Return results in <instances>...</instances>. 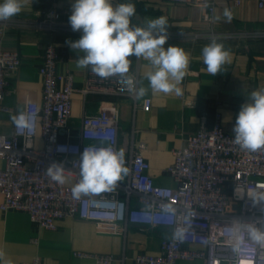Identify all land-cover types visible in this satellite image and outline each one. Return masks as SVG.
<instances>
[{"label": "built area", "instance_id": "built-area-1", "mask_svg": "<svg viewBox=\"0 0 264 264\" xmlns=\"http://www.w3.org/2000/svg\"><path fill=\"white\" fill-rule=\"evenodd\" d=\"M165 1L198 4L207 10V19L214 11L213 0ZM47 17L55 18L56 12ZM21 63L18 53L0 50V115L17 113L4 100L8 78ZM38 72L41 105L26 103L23 109L31 117L30 126L18 128L12 122L11 133L0 134L1 211L24 212L45 230L54 229V223L65 218L93 222L98 231L109 234L124 233L127 225L169 229L171 235L160 242L159 255L139 254L136 264L195 260L203 264H264V246L246 238L240 254L233 247L236 222L264 230V200L255 199L258 193L264 194V148L241 150L233 143L234 133L223 132L218 123L208 129L201 117L199 129L186 137L183 148L173 151V163L165 170L176 187L156 186L141 154L143 144L119 143L114 107L101 108L94 115L83 113L76 134H70L67 123L75 92L73 76L58 73L53 45L46 46ZM127 75L137 85L130 69ZM79 92L83 98L90 94L136 96L128 92L125 78H101L90 68ZM142 108L148 110L150 101L143 100ZM37 134L43 143L40 149L34 147ZM92 146L123 150L128 173L110 192L75 198L72 188L80 179V156L84 148ZM54 162L63 164L64 176L74 181L72 186L52 181L46 174ZM131 200L137 205L131 207ZM178 229L182 237L175 238ZM75 255L92 259L94 264H111L114 259L110 255ZM22 264L42 262L36 258Z\"/></svg>", "mask_w": 264, "mask_h": 264}, {"label": "crops", "instance_id": "crops-1", "mask_svg": "<svg viewBox=\"0 0 264 264\" xmlns=\"http://www.w3.org/2000/svg\"><path fill=\"white\" fill-rule=\"evenodd\" d=\"M3 2V0H0ZM72 0H24L23 10L8 21L0 22V50L16 52L21 58L18 71L8 78L4 104L17 112L27 103L37 107L42 101V83L38 69L46 46L57 52L58 73L73 76L71 118L68 127L76 134L83 113L97 114L101 108L114 107L119 119V143L143 144L141 154L148 164V175L160 187L175 188L176 183L165 173L173 163V151L184 147L187 136L194 134L205 118L206 128L219 124L225 133H233L236 117L247 96L264 88V0H213L214 11L207 19L202 6L172 3L165 0H113L114 4L132 3L136 14L132 27H144L149 19L165 17L168 21L165 48L178 46L189 55V67L178 85L181 94L153 92L145 78L151 71L144 58L130 57L131 74L143 96L95 95L85 98L80 90L85 85L87 69L76 67L83 56L71 50L66 40L75 41L81 32L69 24ZM229 9L233 18L227 21L223 12ZM49 12H56L51 19ZM219 17V19H216ZM213 39L230 52V62L223 72L211 75L203 63L202 49ZM150 108H142L143 100ZM190 105H188V103ZM10 115H0V134L11 133ZM37 134L34 147L42 148ZM1 166V162H0ZM74 181L66 177L64 183ZM2 196H0V204ZM131 207L136 206L131 200ZM52 230L31 222L24 212L0 210V264L29 263L39 258L42 264H94V260L78 258L76 253L110 255L111 264H136L139 254L159 255L160 242L169 238L167 228L127 225L126 232L116 234L98 231L93 222L77 218L58 220ZM175 264H203L202 261H179Z\"/></svg>", "mask_w": 264, "mask_h": 264}, {"label": "clouds", "instance_id": "clouds-1", "mask_svg": "<svg viewBox=\"0 0 264 264\" xmlns=\"http://www.w3.org/2000/svg\"><path fill=\"white\" fill-rule=\"evenodd\" d=\"M23 6L24 0L0 2V22L19 14ZM135 14L136 8L132 3L72 0L69 24L72 31L81 32V36L75 41L66 40V44L71 50L83 53L77 60L76 67L90 68L91 72L101 78H125L128 92L139 98L145 94L146 89L138 88L134 79L127 74L132 63L129 58L142 57L151 65L152 70L146 73L145 78L152 91L164 94L175 92L180 95L178 85L189 67L188 53L178 46L164 47L168 39V21L165 17L149 19L144 27H132L131 18ZM223 16L227 21L233 18L232 12L227 8ZM202 59L207 72L214 76L224 71L223 65L230 62V52L224 49L222 43L213 39L203 47ZM11 120L18 128H27L31 117L26 111L18 109ZM233 133V143L241 150L256 152L264 148V88L254 90L247 96V102L241 105L236 117ZM64 170L62 163L54 162L47 168L46 174L52 181L64 184ZM127 173L123 150L102 146L84 148L80 156V179L73 186L72 195L80 198L81 195L110 192ZM255 199L264 200V194L258 193ZM234 231L236 235L233 247L237 254L244 251L242 246L246 238L264 246V230L254 224L236 222ZM174 236L182 237V230L178 229ZM2 256L3 253L0 252V257Z\"/></svg>", "mask_w": 264, "mask_h": 264}]
</instances>
